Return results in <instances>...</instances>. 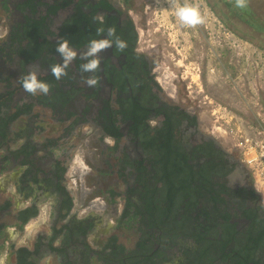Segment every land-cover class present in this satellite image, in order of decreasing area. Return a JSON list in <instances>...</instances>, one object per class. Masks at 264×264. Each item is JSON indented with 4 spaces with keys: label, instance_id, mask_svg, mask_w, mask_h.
<instances>
[{
    "label": "flooded vegetation",
    "instance_id": "flooded-vegetation-1",
    "mask_svg": "<svg viewBox=\"0 0 264 264\" xmlns=\"http://www.w3.org/2000/svg\"><path fill=\"white\" fill-rule=\"evenodd\" d=\"M55 5L57 8L53 13L51 7ZM77 5H79V10L83 14V16L80 17L81 21L84 22L82 28L85 22L90 21L96 26L97 30L99 27H102L101 25L104 27L103 32L97 31L96 35L93 31L86 32V34L92 36L93 40L109 39L112 41L111 37L108 36V29L112 23H115L121 30L119 39L125 41L126 28H128L129 20L132 21L137 34L139 33V25L137 21L134 20L133 14L138 15V21L140 23L145 19L143 12L140 11L143 7L140 0H0V26L5 25L7 28V34H5L1 44L8 46L12 39L16 40L17 38H22L21 41L22 44H24L27 41L26 37H24V29L32 26L33 20L39 19L43 15H47L45 20L51 32L49 39L52 42L59 41L60 27L67 20H71L78 12ZM210 9L213 10L211 7ZM97 16L103 17V23L94 19ZM79 23L80 21L76 22V24ZM113 37L114 36H112V38ZM88 45L89 44H84L80 48L71 47L77 52V56L69 65V69L73 67L74 71H76L75 76L83 80V89L76 94L75 100L68 102L65 107L58 108L59 110L55 109L56 116L54 119L56 123L64 121L69 122V124H74L77 120L78 124H83L85 123L83 121L87 120L97 125V122L102 120L101 112H104L106 109H109L108 113L104 112L106 115H109V112L115 115L118 119L116 124L119 126V131L122 135L118 140L113 139L115 145L117 143V147L114 145V148L112 147V152L117 157L120 156L119 161L115 163L112 160L113 155L107 158L105 156L107 151L103 149V152L104 150L105 152L100 153V159L96 156V159L100 161V167L96 168V170L99 171L100 174L99 177H95L93 180L95 183H98V185H101V190L99 192L105 193L110 202L118 197L123 199L125 204L129 198L136 202L139 193H135L134 190H136L137 187L141 188L142 185L140 184L141 182L137 181V175L135 174L136 167H134V165L139 163L148 167V158L151 157V154L148 153V151H150L149 148L142 146L140 141L141 132L137 131L136 127H134V121L125 118L118 112L121 107L120 102H124V100L129 97L133 102H139L135 98L142 95L140 91H136L140 83L137 84L136 88L128 86L126 94V92H122L117 85L109 80L110 78L112 79L113 75L109 78L107 72L110 73L109 70H116V72L121 71L126 75L128 74V68L130 70L129 72L133 74L139 69L138 60L134 53L127 55L124 51L115 48L114 42L112 41L113 46L99 54L100 67L96 75L93 76V73H86L81 69V65L87 62L86 59L82 58V53L87 50ZM133 52L142 53L137 48V44ZM142 54L145 57L144 60L147 62L148 70H151L155 62L146 54ZM57 55L58 61L62 63L60 55ZM22 58V56L16 55L13 50L8 47L5 49L4 53H0V61H3V63L5 62L4 65L7 67L12 63L18 64ZM88 59H92V57ZM77 65H79V69H77ZM20 68L18 64L16 69L19 70ZM25 69L26 71H35L37 73L43 72L44 75L48 74V70H45L43 66H41V62L38 59L26 63ZM150 74L147 75V77H150ZM88 77H95L97 79V84L94 87L89 88L85 85L84 80ZM4 78L5 76H0L1 80H4ZM153 80L157 84L152 88L153 96L151 102L144 107L148 116L146 119L148 127L150 129L154 127L160 128L163 125L165 121L164 107L176 105L178 106V111L188 114V116L183 117L178 123L175 137L180 138L185 150L190 153L188 162L195 168L200 169V166L204 164L206 160H209V157L206 158L203 152L206 146L212 144V147L219 152L221 155L220 161L223 163L222 165L230 170H227L223 176L220 174H218V176L214 175L213 180L218 182V184L224 183L231 191L230 194L221 192L227 200V204H222V207H226L232 216L230 222L236 223V229L244 234L250 227V224H252V221L246 215L247 213L244 214L245 210L242 209L239 204L242 205L245 203L246 209H252L257 207V205H262V198L261 200L258 198L257 194L260 195V193L257 192L254 187L249 169L245 165L243 159H239L235 154L225 150L213 135L207 134L201 130L198 118L194 113L186 110V108L177 103L169 102L164 99L161 95L160 85L154 78ZM34 102L36 103V99ZM72 112H74V114ZM28 115L31 117L27 118L25 122L22 117ZM37 118L38 117L32 116L31 114H22L19 120L15 121L11 127L9 139L11 140L9 143H12L11 146L10 144V147L5 145L1 146L0 174L12 170L13 174L10 175V179L14 181V196L16 198L12 199V197L9 196L5 197L1 205H4L6 201H9L10 205L8 208L0 210V218L5 215H11L14 223L13 225L17 230V236L20 237L24 232V225L36 217L41 208L48 205L50 231L49 233L45 231L40 232L31 244L16 245L15 241L10 239L11 236L8 235L5 227L3 229V237H5V239L0 237V252L6 247L3 243H7V249L11 251V254L5 260V264H18L20 250H22V248H26L27 251H29L27 260L32 264H44L46 259L45 256L47 255H55L56 264L68 262L69 264H87L84 259L86 257V239L83 240V235H78V239L71 241L66 238L67 228L64 227L62 232L57 230L63 227V225L70 227L73 220L83 221L82 223L86 224L88 219L94 221L91 230H98V225L103 221L102 214L91 212L85 219L77 216L74 197L67 186L65 175L61 170L66 164L63 159L54 155V148L56 146L60 147L61 144H58V141L52 138H45L42 142H39L38 138L35 136L36 134H34L32 137L34 139H32V145L35 150L33 149L27 156L24 153H18V155H16L15 150L19 149L21 144L26 140L25 135L18 138L14 137L17 131L24 130V127H30L33 128V130H36V127H41V132L47 131L54 133L55 130H57L58 126L50 125V123L48 124L43 120L39 122V124ZM40 131L38 132L40 133ZM100 131L103 138L107 137L101 128ZM26 134L31 133L28 131ZM62 138L65 139L64 136ZM123 139H125L124 148L120 146V141ZM63 142L64 140L62 143ZM39 152H42L40 156L38 155ZM64 153L66 154V152ZM69 153L70 151H68V154ZM125 157H127L128 163L123 161ZM105 158L108 159V163ZM244 166L248 170H246ZM105 167H107L106 169L109 173L106 174L103 179L104 175L101 173H103ZM226 169H223V171ZM120 171L124 174H121ZM120 174L122 178L119 179ZM5 177L7 179L9 178L7 176ZM117 179L124 181L122 186L118 185L116 182ZM3 183H5V181H3ZM57 185L65 187L66 193L71 196V208L67 207V197H65V194L56 189ZM218 187H220V185L216 186V188ZM82 203L85 204L84 202ZM34 207L37 209L36 215H30L28 220L23 222V220L19 218V212L27 210L28 213H31ZM133 213L134 210L131 208L128 215L121 217V221H118L116 228L113 229H116L115 232H111L110 235L107 236V239H109L112 234L117 235L118 231H128V235L141 236L140 228L143 227L140 223L141 217L135 216ZM84 227H86V225ZM79 231L83 232L81 230ZM186 240L188 243L187 245L193 244L194 242L192 238H186ZM105 243L106 242H102L103 245H105ZM170 243L171 244L168 245L172 247L168 249L163 248L170 259L164 261L162 264H189L183 250L186 246L182 245V243H184L183 237H178ZM58 247L63 248L65 256L56 252L54 248ZM255 254L258 256L257 258L261 259L262 264H264V250H258ZM89 260L88 264H91L92 258L90 257ZM219 263L222 264L221 262ZM249 264L254 263L249 262Z\"/></svg>",
    "mask_w": 264,
    "mask_h": 264
},
{
    "label": "trees",
    "instance_id": "trees-1",
    "mask_svg": "<svg viewBox=\"0 0 264 264\" xmlns=\"http://www.w3.org/2000/svg\"><path fill=\"white\" fill-rule=\"evenodd\" d=\"M208 4L231 32L264 49V0H243V6H238L237 0H215V2L208 0ZM220 4L228 8L226 12ZM77 7L78 12L74 17L60 27L59 41L52 42L49 39L51 32L45 20L47 15H43L39 19H34L32 26L24 29V37L27 39L24 44H22V38L12 39L8 46L0 43V53H4L8 47L16 55L23 57L18 63L21 67L20 71L24 73L22 77L27 73L25 64L35 59H38L41 66L48 70V74L43 77L39 76V80L48 83L51 86L50 91L47 95L40 93L37 102L48 104L54 109L65 107L68 102L75 100L73 95L81 91L79 87H76V78L70 75L72 71L69 67L66 70L67 75L60 80H57L51 73V67L60 64L56 51L58 43L61 40H67L70 47L80 48L93 40L92 36L86 34L87 31H93L95 35L97 33L96 26L91 21L85 22L82 28L84 22L80 17L83 14L79 10V5ZM51 8L54 13L57 6ZM225 16L237 18L238 21L236 19L234 22L226 21ZM78 21L80 23L76 24ZM128 23L125 39L127 47L122 51L127 55L134 53L139 69L133 74L129 72L128 68L126 75L121 71L116 72V70H109L110 73L107 72V74L109 78L113 75L109 80L126 94L128 86L136 88L140 83L136 91H140L142 95L135 98L139 102L135 103L129 97L124 102H120L121 107L118 113L134 121V127L141 132L142 146L150 149L148 153L151 154V157L148 158V167L139 163L134 165L137 181L141 182L142 187H137L134 190L135 193H139L137 201L129 198L123 213L124 216L128 215L132 208L133 214L141 217L140 223L143 225L140 228L141 236L132 250H128L118 243L117 236H110L101 252H97L100 256L102 254V264H162L170 259L163 249L168 248L166 241L172 242L178 237L184 239L182 245H186L183 250L189 264H220L219 262L222 264H249V262L262 264L261 259L257 258L255 253L258 250H264V207L257 205L255 208L246 209L245 203L239 204L245 210L244 214L247 213L246 215L252 221L244 234L236 229V223L230 222L232 216L226 207H222V204H227L222 193L230 194L231 191L224 183L218 184L213 180L214 175L223 176L227 170H230L222 165L221 155L210 144L203 151L204 156L209 157V160H206L200 169L195 168L188 162L190 153L185 150L180 138L175 137L178 123L188 114L178 111L176 105L164 107L165 121L163 125L160 128L150 129L148 127L146 123L148 116L144 107L151 102L152 88L157 83L153 80V75L150 74L151 70L147 68L144 55L133 52L138 34L132 21L129 20ZM101 26L98 29L104 30L103 25ZM109 27L115 29L114 37L110 36L115 45L116 39L121 36V30L115 23ZM115 48L117 47L115 46ZM77 69H79V65H77ZM97 72H94L93 76ZM149 74L150 77H147ZM13 93L12 90L0 91V148L2 145L9 146L13 123L18 121L22 114H30L35 103L30 101L21 104L15 100ZM108 110L106 109L104 112L108 113ZM104 112H101L102 120L97 122L96 126L101 128L108 137L118 140L122 135L116 124L118 119L111 112L109 115ZM72 113L74 114V112ZM76 123L77 120L66 129L65 133L70 132ZM25 129L32 130L30 127ZM32 131H30L31 134L17 131L14 135L16 138L22 137V135L26 136V140L20 148L15 150L16 155L24 153L27 156L33 149L35 150L32 145L34 134ZM123 161L127 162V157ZM65 169L66 166L61 168L63 173ZM223 169L226 170L223 171ZM217 185L220 187L216 188ZM56 189L65 194L67 207L71 208L72 198L66 193L65 187L57 185ZM9 205V201H6L4 205L0 204V210L8 208ZM36 213L35 207L31 213L23 210L19 212V218L25 222L30 215L34 214L35 216ZM82 222L73 220L70 227L63 225L57 231L62 232L65 227L67 228V239L73 241L78 239V235H83V240H85L92 231L94 221L88 219L86 224ZM85 225L87 228L84 227ZM5 227L6 224L0 221L1 238L4 235ZM186 238H192L193 244L187 245ZM87 245L84 259L88 264L89 247ZM54 249L57 253L65 256L63 248ZM28 253L26 248L20 250L18 264H32L27 260ZM64 264H69V262Z\"/></svg>",
    "mask_w": 264,
    "mask_h": 264
},
{
    "label": "rangeland",
    "instance_id": "rangeland-1",
    "mask_svg": "<svg viewBox=\"0 0 264 264\" xmlns=\"http://www.w3.org/2000/svg\"><path fill=\"white\" fill-rule=\"evenodd\" d=\"M140 1L143 4L140 11L145 16L144 21L140 23L138 15L133 14L139 25L137 48L155 62L151 74L160 85L162 97L194 113L203 132L213 135L225 150L242 159L238 143L243 142V138L253 142L264 139V49L231 32L216 12L210 9L208 0ZM220 5L226 12L228 8ZM181 7L196 9L201 22L195 26L184 23L178 15ZM225 18L226 21L237 20L226 16ZM5 34L7 28L2 25L0 43ZM4 63L0 61V76H5V82L0 81V91L12 90L15 100L21 104L36 99L30 114L38 117V123L43 120L58 126L54 133L41 132V127H36V130L32 128L33 131L24 127L25 130L20 131L24 134L32 131L39 142L52 138L61 144L60 147L56 146L53 152L66 164L65 180L74 197L77 216L85 219L91 212L102 214L103 221L98 225V230L91 231L85 240L89 247L88 258H92L90 263L102 264V254L100 256L97 252H101L104 247L102 242H107V236L115 232L116 229H113L124 216L125 201L118 197L110 202L105 193L99 192L101 185L93 179L100 174L96 170L100 167V161L96 159V156L100 159V153L106 150L107 158L113 155L112 160L115 163L119 161L120 156L117 157L112 152L115 143L112 138H103L99 127L90 121L83 124L77 122L66 134V129L71 123H56L55 109L43 102H37L40 92L31 95L24 91L21 81L31 71H27L22 77L24 73L16 69L18 64L12 63L8 68ZM70 70V75L76 78L77 87L82 90L83 80L75 76L73 67H70ZM36 75L39 80L44 73L36 72ZM30 117L28 115L22 119L26 122ZM124 142L125 139L120 141L123 148ZM9 144L11 146L12 143ZM41 154L42 152L38 153L39 156ZM107 158L105 160L108 163ZM81 163L85 167H81ZM106 168L101 173L104 175L103 179L109 173ZM120 173L124 174L121 171ZM11 174L12 170L0 174V204L6 196L16 198ZM121 174L119 179L122 178ZM119 179L116 182L122 186L124 181ZM48 214V205L41 208L38 215L24 225V232L20 237L17 236L11 215L1 217L0 221L6 224L8 235L16 245L31 244L40 232L49 233ZM112 235L117 236V242L128 250L134 249L140 237L128 235V231H118L117 235ZM166 242L168 248L172 247L168 245L171 244L170 240ZM3 244L6 247L0 252V260L5 264L11 251L7 249V243ZM45 257L44 264H56L55 255Z\"/></svg>",
    "mask_w": 264,
    "mask_h": 264
},
{
    "label": "clouds",
    "instance_id": "clouds-1",
    "mask_svg": "<svg viewBox=\"0 0 264 264\" xmlns=\"http://www.w3.org/2000/svg\"><path fill=\"white\" fill-rule=\"evenodd\" d=\"M237 5L243 6V0H237ZM178 15L184 23L191 26H195L196 24L201 22L199 14L194 8L181 7L178 10ZM94 19L98 20L100 23H103L102 16H97ZM97 31L103 32V29H98ZM114 35L115 29L109 28L108 36ZM0 38H2V36H0ZM112 46V41L109 39H99L90 41L87 50L82 53V58L87 60L86 63L81 65L82 71L86 73L96 72L100 67L99 54ZM115 46L121 51L127 47L126 42L119 38L116 39ZM56 51L60 55L62 63L53 65L51 67V73L57 80H60L62 77L67 75L66 70L68 69L72 61L76 59L77 52L69 46L67 40H61L58 43ZM89 57H92V59H88ZM84 83L87 87L91 88L97 84V79L95 77H88L84 80ZM22 87L25 92L31 95H36L37 92L47 95L50 91L51 86L46 82L38 80L36 72L31 71L28 75L23 78ZM109 142L111 143V141ZM81 167L85 166L81 163ZM0 264H3V260H0Z\"/></svg>",
    "mask_w": 264,
    "mask_h": 264
},
{
    "label": "built area",
    "instance_id": "built-area-1",
    "mask_svg": "<svg viewBox=\"0 0 264 264\" xmlns=\"http://www.w3.org/2000/svg\"><path fill=\"white\" fill-rule=\"evenodd\" d=\"M238 147L249 169L254 187L261 195L264 207V139L253 142L248 138H243V142L238 143Z\"/></svg>",
    "mask_w": 264,
    "mask_h": 264
},
{
    "label": "water",
    "instance_id": "water-1",
    "mask_svg": "<svg viewBox=\"0 0 264 264\" xmlns=\"http://www.w3.org/2000/svg\"><path fill=\"white\" fill-rule=\"evenodd\" d=\"M244 168L246 169V170H248L245 166H244ZM258 195V198L261 200V196L259 195V194H257Z\"/></svg>",
    "mask_w": 264,
    "mask_h": 264
},
{
    "label": "bare ground",
    "instance_id": "bare-ground-1",
    "mask_svg": "<svg viewBox=\"0 0 264 264\" xmlns=\"http://www.w3.org/2000/svg\"><path fill=\"white\" fill-rule=\"evenodd\" d=\"M85 170V169H84ZM35 226V225H34Z\"/></svg>",
    "mask_w": 264,
    "mask_h": 264
}]
</instances>
